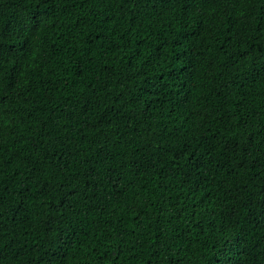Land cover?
<instances>
[{
  "label": "trees",
  "instance_id": "obj_1",
  "mask_svg": "<svg viewBox=\"0 0 264 264\" xmlns=\"http://www.w3.org/2000/svg\"><path fill=\"white\" fill-rule=\"evenodd\" d=\"M0 264H264V0H0Z\"/></svg>",
  "mask_w": 264,
  "mask_h": 264
},
{
  "label": "snow or ice",
  "instance_id": "obj_2",
  "mask_svg": "<svg viewBox=\"0 0 264 264\" xmlns=\"http://www.w3.org/2000/svg\"><path fill=\"white\" fill-rule=\"evenodd\" d=\"M40 2L47 3L48 0H38V3H40ZM191 2L193 3V5H195L196 2H197V0H191ZM31 23H33L34 25H36L37 28H38V26H39L40 24L43 23V20L40 19V18H37L35 21H32ZM25 31H27V26L25 27ZM29 42H30V41H29ZM57 251H59V249H57ZM54 258H55V257H53V259H54Z\"/></svg>",
  "mask_w": 264,
  "mask_h": 264
}]
</instances>
